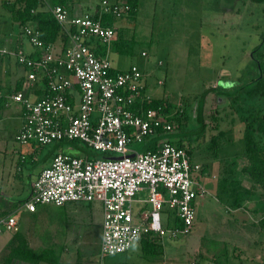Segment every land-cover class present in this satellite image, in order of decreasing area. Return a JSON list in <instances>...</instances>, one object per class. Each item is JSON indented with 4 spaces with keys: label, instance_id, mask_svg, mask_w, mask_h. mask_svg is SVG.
Returning a JSON list of instances; mask_svg holds the SVG:
<instances>
[{
    "label": "rangeland",
    "instance_id": "1",
    "mask_svg": "<svg viewBox=\"0 0 264 264\" xmlns=\"http://www.w3.org/2000/svg\"><path fill=\"white\" fill-rule=\"evenodd\" d=\"M78 1L83 12L98 3L97 0ZM106 18L118 32L108 51L111 65L120 71L138 67L145 73L146 94L172 106L170 115L176 129L171 136L182 135V145L189 150L192 162L201 167L194 176L207 193L194 204L195 220L189 234L170 237L173 227L170 221L169 230L158 242L162 247L160 255L143 254L141 242L137 241L124 254L106 258L105 263L264 264V196L250 201L253 203L249 207L256 212L249 214V219L247 214L233 211L234 196L230 198L231 193L227 191L229 184H223L229 174L221 170L233 165L237 169L248 167L243 156L246 130L259 148H264V135L256 130L257 118L264 114V94L252 100L246 93L226 97L211 91L203 102L204 130L196 133L200 127L198 108L205 91L233 92L258 77L264 78V1L137 0L135 16ZM9 21H2V32L6 30L10 34ZM23 49L32 50L25 39ZM18 72L24 75L23 69ZM8 121L0 125V135L13 140L19 122ZM170 140L179 142L177 137ZM67 144L43 146V151L55 146L67 148ZM148 147L146 142L131 146L138 152ZM70 154L100 156L80 144ZM228 159L232 160L230 166L224 163ZM255 191L261 192L258 188ZM135 199L145 200L147 193H137ZM38 208L45 210L30 228L37 248L33 259L40 261L46 254L57 257L68 249L70 256L65 264H93L101 234V204H67L61 208L40 205ZM16 218L23 221L22 214ZM242 221L253 223L249 232L256 235L239 243L237 234Z\"/></svg>",
    "mask_w": 264,
    "mask_h": 264
},
{
    "label": "built area",
    "instance_id": "2",
    "mask_svg": "<svg viewBox=\"0 0 264 264\" xmlns=\"http://www.w3.org/2000/svg\"><path fill=\"white\" fill-rule=\"evenodd\" d=\"M38 1L60 26L66 44L56 51L41 40L37 28L25 26L21 35L37 57L20 47L0 49V57H13L24 69L31 90L40 84L43 91L35 101L21 92L12 96L23 108L15 142L78 143L100 156L57 152L21 208L33 213L40 205L100 203L101 259L124 254L145 236L163 237L170 221V237L189 234L194 204L207 193L194 176L201 167L192 162L187 148L168 138L176 129L170 114L161 108L142 109L152 99L144 94L140 69L117 70L108 57L118 32L103 17L129 16L130 6L97 0L92 13L76 15L51 0ZM152 139L151 150L131 148ZM140 192H146L147 199H135ZM19 226L14 214L0 216V232L14 233Z\"/></svg>",
    "mask_w": 264,
    "mask_h": 264
},
{
    "label": "crops",
    "instance_id": "3",
    "mask_svg": "<svg viewBox=\"0 0 264 264\" xmlns=\"http://www.w3.org/2000/svg\"><path fill=\"white\" fill-rule=\"evenodd\" d=\"M112 1L127 3V1H122V0H112ZM14 2L15 0H0V26L3 25L2 21L4 20H10L9 25H11L9 29L10 34L6 33V30L2 32L1 29L3 27L2 28L0 27V49L14 50L17 47H20L25 53L35 58L37 57V54L33 49L28 52H26L23 49V41L25 38L21 35V32H22L23 27L29 26L32 28H37V24L34 22H28L25 25H20V23L13 18L11 11H10V5L14 4ZM67 4L68 5L66 6L71 11V13L76 14V15L83 14V13H90L89 10L94 11V8H96L97 6V5L88 6L87 7L88 12H83L82 4L78 0H67ZM134 11L135 10L133 9V12ZM136 11H137V8H136ZM110 24L113 25L112 22ZM61 34L57 38V40L51 44L54 46L56 51H58V49H60L62 45L66 44V39H63L62 38L63 34L62 35ZM12 58L13 57H10V56L0 57V125L2 123H7L9 119L18 120L19 122L17 124L15 134L13 136L14 141L9 140L7 136L5 135H0V216L2 217L6 215H11V214H14L15 216H17L18 214H22V219L24 222L18 219L20 221V226L17 232H14V233L13 232H0V236H1L0 264H39V263L65 264V262H67L68 260V256H70V251L68 249L56 255L57 257H53V256L46 254V255H42V260L40 261L36 262L33 259L35 256L34 251L37 248H34V240L30 236L31 235L30 228L37 219L41 218L45 209L42 210L40 208V210H38L39 208L37 207L36 211L31 213L28 211H24L21 207L23 206L25 202L29 200L31 196V187H32L33 182L37 180V178L39 177V175L44 169L50 167L53 156L57 152H62V153H65L71 156H77V155H72L70 153L78 149L79 144L66 142L68 143L67 148H63V147L60 148L59 146H55L53 149H47L46 151H43V148H44L43 146H39L34 143H31L26 146H20L15 142V136L20 130V127L23 122L22 120L23 108L20 104L13 101L12 96L16 95L18 92H21L29 100L35 101L37 97H40L42 95L43 91H42V85L40 84L37 85L38 89L31 90V87L27 85V82H26L27 80L26 72L24 71L22 67H20L16 63L15 59L14 58L12 59ZM11 59L16 64L15 69H14V66L11 64V61H10ZM18 69H23L24 71L23 76L20 75V73L18 72ZM143 82L145 85L144 94H146L147 83L145 79V73L143 74ZM152 100H155V99H152ZM170 137H177L179 138L178 143L184 144L180 139L182 137L181 134L178 136L173 135ZM15 143L18 145V147L14 145ZM151 143L152 142H150V144ZM86 155L87 154H83V156H86ZM231 161L232 160L228 159V161L224 163H226V166H230L229 163ZM244 168L245 167L237 169L233 165V166H230L229 169H221V170L223 174H226V173L229 174L228 175L229 180L230 178L232 179V185L235 190L233 191V194H234L233 198L234 199L236 198L238 201L241 200L240 206L232 210L237 211V212H242L244 215L247 214L248 216L249 214L253 215L254 212H256V209L250 208L249 205L253 203L250 201L253 200V198L257 197V192L255 191L257 187L254 186L253 182L250 180L248 175L245 173ZM199 184L203 187L201 183ZM218 185H219V182L217 183V187ZM247 191L251 192L250 198L247 194ZM137 200H143V199H137ZM80 204L82 203H78L77 205H80ZM70 205H76V204L72 203ZM82 205H89V204H82ZM42 206H47V205H42ZM58 208H61V207H58ZM230 210L231 209H229L228 211ZM248 219H249V216H248ZM250 224L251 223H247L244 221L241 222L240 227H239L240 232L237 234L239 235L238 237L239 243L242 240H244V238L245 240L247 239V241H249L252 237L255 238L256 234L253 235V232L252 233L249 232V228L254 226V224L253 223L251 225ZM4 233H7V234H4ZM101 236H102V230H101L100 240H99V245H98L99 246L98 253L96 256L97 258L96 259L94 258L93 264H106L105 263L106 258L101 259L100 257ZM11 239L12 241H11L10 246L5 247V244L9 242ZM159 239L161 241L162 237H159ZM13 246L15 247L12 248ZM32 255H33V258H31ZM120 264H125V263H120ZM162 264H165V263H162Z\"/></svg>",
    "mask_w": 264,
    "mask_h": 264
},
{
    "label": "trees",
    "instance_id": "4",
    "mask_svg": "<svg viewBox=\"0 0 264 264\" xmlns=\"http://www.w3.org/2000/svg\"><path fill=\"white\" fill-rule=\"evenodd\" d=\"M253 2H262L264 0H252ZM53 5H68L67 0H52ZM127 4H129L131 8V15H135V11L137 8V0H127ZM67 7V6H66ZM133 9L135 10L133 12ZM10 11L15 20H17L20 25H25L28 22H34L37 24V28L40 31V37L41 40L45 44H52L54 43L57 38L60 36L61 28L57 24V22L53 19L50 12L41 10L40 3L38 0H15L14 4L10 5ZM103 22L107 23L108 19L106 17H103ZM111 23V21H109ZM62 35V34H61ZM65 36L62 35V38ZM258 67H260V64L258 63ZM260 67L259 69H261ZM263 73H264V67H263ZM263 79V81H262ZM213 92L217 95H225L226 97H230L234 94L239 93H246L250 99H254V97L258 94H264V78H256L252 82L238 88L237 90L233 92H222L215 89H208L205 91L200 99V106L198 108V115L197 120L199 121L200 127L197 130V134L202 133L204 130V120H203V102L205 96ZM171 105H166L162 102V100H151L150 103L143 104L142 109H158L161 108L162 111L165 113L170 114L171 112ZM252 129V128H251ZM253 130V129H252ZM257 132L259 134L264 135V114L260 115L257 118ZM202 131V132H201ZM174 134V133H173ZM171 134L168 135V138H170ZM173 136V135H172ZM155 139H152L149 144V147L147 150H151L154 148V142ZM243 142H244V148H243V156L248 161V167L244 168L245 173L248 175L250 180L253 182L254 186H256L258 189H260V193L257 194V197L264 196V148L260 149L256 141L254 140L252 134L246 130L243 135ZM179 147H183L181 143H177ZM188 150V149H187ZM189 151V150H188ZM229 184V188H227V191L231 192V197L234 196L233 191L234 187L232 185V179H224V183ZM220 188V183L218 185V189ZM226 189V188H225ZM225 191V190H223ZM247 194L250 198L251 192L247 191ZM242 199V198H241ZM241 201V200H240ZM240 201H238L236 198L233 200L231 207L233 209H236L240 206ZM243 201V200H242ZM264 222V220H262ZM175 224H177V221H174ZM160 241L159 237L157 236H145L142 238L139 242H141V249L142 252L146 255L150 256H156L162 252V247L158 246V242ZM33 258V255L31 256Z\"/></svg>",
    "mask_w": 264,
    "mask_h": 264
}]
</instances>
